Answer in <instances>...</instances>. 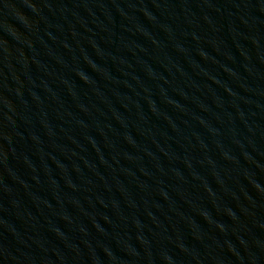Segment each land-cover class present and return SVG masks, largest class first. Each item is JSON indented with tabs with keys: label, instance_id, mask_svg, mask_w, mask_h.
<instances>
[{
	"label": "water",
	"instance_id": "95a60500",
	"mask_svg": "<svg viewBox=\"0 0 264 264\" xmlns=\"http://www.w3.org/2000/svg\"><path fill=\"white\" fill-rule=\"evenodd\" d=\"M0 264H264V0H0Z\"/></svg>",
	"mask_w": 264,
	"mask_h": 264
}]
</instances>
